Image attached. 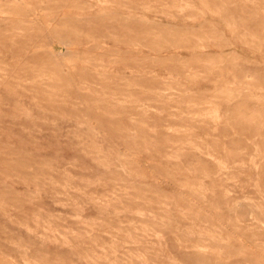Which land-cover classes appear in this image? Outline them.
<instances>
[{
	"label": "rangeland",
	"instance_id": "obj_1",
	"mask_svg": "<svg viewBox=\"0 0 264 264\" xmlns=\"http://www.w3.org/2000/svg\"><path fill=\"white\" fill-rule=\"evenodd\" d=\"M0 264H264V0H0Z\"/></svg>",
	"mask_w": 264,
	"mask_h": 264
}]
</instances>
